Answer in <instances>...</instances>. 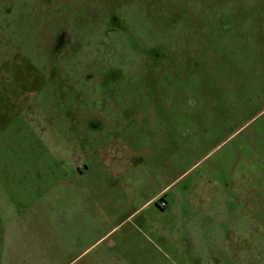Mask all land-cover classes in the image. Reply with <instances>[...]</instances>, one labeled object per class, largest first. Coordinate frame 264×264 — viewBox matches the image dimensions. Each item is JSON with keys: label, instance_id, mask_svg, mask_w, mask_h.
<instances>
[{"label": "rangeland", "instance_id": "1", "mask_svg": "<svg viewBox=\"0 0 264 264\" xmlns=\"http://www.w3.org/2000/svg\"><path fill=\"white\" fill-rule=\"evenodd\" d=\"M103 160L192 167L174 188L234 177L235 224L199 264H264V0H0V256L171 264L133 229L142 210L126 219L144 192L125 210L67 204V162Z\"/></svg>", "mask_w": 264, "mask_h": 264}, {"label": "crops", "instance_id": "2", "mask_svg": "<svg viewBox=\"0 0 264 264\" xmlns=\"http://www.w3.org/2000/svg\"><path fill=\"white\" fill-rule=\"evenodd\" d=\"M157 163L106 162V160L103 162H67L70 173L74 176L75 185L79 184V191H70L67 204L71 208H76L78 203L83 204L84 202L89 208L88 214H91L90 211L95 212L113 207L125 210L144 192L142 203L126 218L142 210L143 217L141 216L136 223H133V229L147 230L154 239V243L161 241L165 248L175 250V260L171 261V264H177V262L203 263L204 258L202 257L204 256L199 255V249L205 246V239L213 241L219 238V234L214 235L210 232L229 230L232 228L231 224H235L237 197L235 185L231 184L232 181L230 182L234 177L227 172L228 176H219L210 171L208 175L204 174L208 178L209 187L201 188L200 181L197 179V182H193L188 187L174 188V182L187 174L192 167L185 170L179 177H173L167 175L174 165L173 162H164L159 165ZM227 164L218 162L217 170L219 171L224 165L229 166ZM161 167L163 169H160ZM160 178L161 183L156 182ZM228 182L232 187L226 186ZM115 195L120 199L117 201V206L112 200ZM232 213H234L233 218L229 219L227 216ZM114 229H110L108 234ZM104 236L89 245L86 250L101 241ZM8 243L6 240V246ZM191 247L192 250L189 249ZM195 248L198 251H195ZM16 253L18 254L17 251ZM23 254L21 252L20 257L23 258ZM8 255L4 258L1 253L0 264H15L14 262L18 261L14 259L12 252ZM76 259H71L67 264H72ZM122 261L119 256L110 258L107 252H102L100 261L96 262L97 264H122ZM93 263L94 260L91 259L89 264Z\"/></svg>", "mask_w": 264, "mask_h": 264}, {"label": "built area", "instance_id": "3", "mask_svg": "<svg viewBox=\"0 0 264 264\" xmlns=\"http://www.w3.org/2000/svg\"><path fill=\"white\" fill-rule=\"evenodd\" d=\"M163 205V204H162Z\"/></svg>", "mask_w": 264, "mask_h": 264}]
</instances>
